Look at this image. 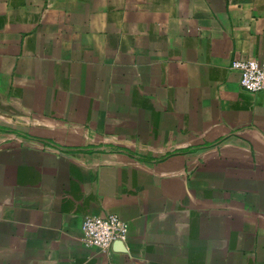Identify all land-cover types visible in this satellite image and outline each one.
Instances as JSON below:
<instances>
[{
    "label": "crops",
    "instance_id": "crops-1",
    "mask_svg": "<svg viewBox=\"0 0 264 264\" xmlns=\"http://www.w3.org/2000/svg\"><path fill=\"white\" fill-rule=\"evenodd\" d=\"M241 59L264 0H0V264H264V217L224 195L264 209ZM108 214L127 241L85 247Z\"/></svg>",
    "mask_w": 264,
    "mask_h": 264
},
{
    "label": "built area",
    "instance_id": "built-area-1",
    "mask_svg": "<svg viewBox=\"0 0 264 264\" xmlns=\"http://www.w3.org/2000/svg\"><path fill=\"white\" fill-rule=\"evenodd\" d=\"M232 68L240 73V85L251 93L264 90V60L241 59L232 62ZM129 224L116 214L87 216L81 226V242L87 248H97L110 254L115 243L128 239Z\"/></svg>",
    "mask_w": 264,
    "mask_h": 264
},
{
    "label": "rangeland",
    "instance_id": "rangeland-1",
    "mask_svg": "<svg viewBox=\"0 0 264 264\" xmlns=\"http://www.w3.org/2000/svg\"><path fill=\"white\" fill-rule=\"evenodd\" d=\"M231 192H232L231 196H234V195L237 196V199L234 200V203H237L236 201H242L245 204V208H246L247 211H249L250 213L256 214L258 216L257 219H255L256 220V223H255L256 225L254 226V224H253V227L255 228V230H254L255 232L253 234H258L259 233V230H260V228L258 226V222L261 220L260 216L261 217H264V209H260V208H257L256 206H254L250 202L251 199H249V200L247 199V198H250L251 195L250 194H247V193L244 194V192H242V191L234 190V192H233L232 190H225L224 191V195L229 194ZM243 199H244V201H243ZM213 203L214 204H211V205H212V207H215L219 203H223L224 204V203H227V202L226 201L222 202L220 200H214ZM223 208L224 207H217L218 210H221ZM210 212L213 213L212 210H210ZM210 216H212V217H215V216L219 217L220 216L222 218H225V215H222V214H219V213L216 214V215H210ZM232 217L233 218L229 219L228 222L230 224L236 225L237 222H238L237 216L232 215ZM221 222H223V223L226 224L225 221H221Z\"/></svg>",
    "mask_w": 264,
    "mask_h": 264
},
{
    "label": "trees",
    "instance_id": "trees-1",
    "mask_svg": "<svg viewBox=\"0 0 264 264\" xmlns=\"http://www.w3.org/2000/svg\"><path fill=\"white\" fill-rule=\"evenodd\" d=\"M217 142H215V143H217ZM207 146H209V145L207 144V145H202V146L190 147V148H187V149H184V150H180V151H176V152H173V153H169V154L165 155L163 158H161L160 160H163L165 158H168L169 156H172L174 154H186V153L192 152L194 150H197L199 148L207 147Z\"/></svg>",
    "mask_w": 264,
    "mask_h": 264
},
{
    "label": "water",
    "instance_id": "water-1",
    "mask_svg": "<svg viewBox=\"0 0 264 264\" xmlns=\"http://www.w3.org/2000/svg\"><path fill=\"white\" fill-rule=\"evenodd\" d=\"M124 244V243H123Z\"/></svg>",
    "mask_w": 264,
    "mask_h": 264
}]
</instances>
